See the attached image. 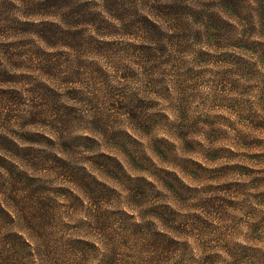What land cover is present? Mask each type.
<instances>
[{
	"label": "rangeland",
	"instance_id": "rangeland-1",
	"mask_svg": "<svg viewBox=\"0 0 264 264\" xmlns=\"http://www.w3.org/2000/svg\"><path fill=\"white\" fill-rule=\"evenodd\" d=\"M0 264H264V0H0Z\"/></svg>",
	"mask_w": 264,
	"mask_h": 264
},
{
	"label": "trees",
	"instance_id": "trees-1",
	"mask_svg": "<svg viewBox=\"0 0 264 264\" xmlns=\"http://www.w3.org/2000/svg\"><path fill=\"white\" fill-rule=\"evenodd\" d=\"M105 14H106V17H108V19L113 20L115 23H117L118 25L117 32L119 36L123 35L122 37H127L128 39L132 40L131 43H128V47L129 49H135V51H137L136 49L138 48L136 47H138V45L134 43L133 39L135 38L136 41L138 40L136 34L140 33L142 23L145 24L146 26L151 27L152 25H154L155 27H157L154 23H152V21H150L149 18H145L141 21H135V20L133 21L130 15H129L130 19H128L125 15L117 11L106 12ZM149 16H151L153 19V17L154 16L156 17L157 15L151 14ZM101 36L107 37L111 35H101ZM104 45L112 46L113 44L104 43Z\"/></svg>",
	"mask_w": 264,
	"mask_h": 264
}]
</instances>
